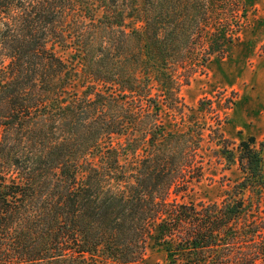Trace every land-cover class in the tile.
<instances>
[{"label": "trees", "instance_id": "trees-1", "mask_svg": "<svg viewBox=\"0 0 264 264\" xmlns=\"http://www.w3.org/2000/svg\"><path fill=\"white\" fill-rule=\"evenodd\" d=\"M245 2L0 0V264H142L151 240L166 264H264L254 138L222 201H184L204 128L180 86L228 54Z\"/></svg>", "mask_w": 264, "mask_h": 264}, {"label": "rangeland", "instance_id": "rangeland-1", "mask_svg": "<svg viewBox=\"0 0 264 264\" xmlns=\"http://www.w3.org/2000/svg\"><path fill=\"white\" fill-rule=\"evenodd\" d=\"M245 3L237 15L239 31L228 54L194 66L195 72L187 74L189 82L180 86L179 97L186 106L183 124H189L192 116L204 128L203 170L199 181L191 184L185 202L213 203L225 198L243 177L237 163L241 142L254 138L264 161V0ZM56 52L65 62H73L70 51L57 48ZM172 114L168 111L164 116L167 127L178 124L184 128L181 118ZM229 152L235 159L231 163L226 160ZM258 214L264 220V201ZM166 263L165 248L151 240L142 264Z\"/></svg>", "mask_w": 264, "mask_h": 264}]
</instances>
